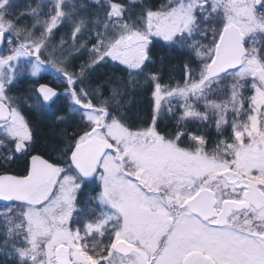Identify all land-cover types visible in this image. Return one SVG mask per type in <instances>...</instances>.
Returning <instances> with one entry per match:
<instances>
[{
	"label": "snow or ice",
	"instance_id": "6c2138e0",
	"mask_svg": "<svg viewBox=\"0 0 264 264\" xmlns=\"http://www.w3.org/2000/svg\"><path fill=\"white\" fill-rule=\"evenodd\" d=\"M14 7L0 0V264H264V0ZM33 110L75 122L54 158Z\"/></svg>",
	"mask_w": 264,
	"mask_h": 264
},
{
	"label": "trees",
	"instance_id": "16d2710c",
	"mask_svg": "<svg viewBox=\"0 0 264 264\" xmlns=\"http://www.w3.org/2000/svg\"><path fill=\"white\" fill-rule=\"evenodd\" d=\"M33 2V0H32ZM125 4H128L126 0H123ZM35 3V2H34ZM146 3L157 5L160 3L159 0H147ZM65 31V30H62ZM59 33L57 34V38L59 37ZM170 62L175 65L179 63V57L173 54L171 57L168 58ZM79 63V61H77ZM120 73L114 72L111 69H101L98 74L97 78L99 79H107L109 77H116L119 76ZM42 79H39L38 83H49L52 86H56V83L53 81L52 78L42 76ZM168 80V75H165V81ZM139 91V90H137ZM136 103L134 104L133 108L131 109L132 113H136L139 111L141 115L143 114L144 109L147 106V94L144 95H138L135 98ZM30 119L32 120L33 126L37 130V144L36 149L38 152L43 153L46 157L52 156L53 158L57 155L54 151H52L53 146L57 145L59 143L60 137L58 133L62 130L67 128L69 132H72L75 130L74 121H70L69 124H60L58 126L53 125L45 116L41 115L39 112L33 110V112L30 115ZM167 124L169 127L172 126V123L170 122L169 118L165 117L164 120L161 121L162 127ZM209 135L214 136L215 132L214 129L209 130ZM13 168H16L17 165H13Z\"/></svg>",
	"mask_w": 264,
	"mask_h": 264
},
{
	"label": "rangeland",
	"instance_id": "374dc122",
	"mask_svg": "<svg viewBox=\"0 0 264 264\" xmlns=\"http://www.w3.org/2000/svg\"><path fill=\"white\" fill-rule=\"evenodd\" d=\"M126 1L129 2V0H126ZM39 2H40V0H33V2H32V0H13V3L15 5V7L12 9V11L14 13H18L20 11L25 10V8H26L27 5L31 4V5L35 6ZM144 2L146 3L147 0H144ZM162 2H164V0H162L160 3H162ZM159 4H157V5H159ZM41 75L42 76L44 75L46 77L48 76V77L52 78L53 81L57 84V81L52 76H50L49 74L42 73ZM25 85H26V89L32 88L34 86L31 80L26 81V84ZM74 126H75V122H74Z\"/></svg>",
	"mask_w": 264,
	"mask_h": 264
},
{
	"label": "flooded vegetation",
	"instance_id": "af4514ba",
	"mask_svg": "<svg viewBox=\"0 0 264 264\" xmlns=\"http://www.w3.org/2000/svg\"><path fill=\"white\" fill-rule=\"evenodd\" d=\"M159 1L161 2L162 0H159ZM39 83H41V82H39ZM25 84H26V81L21 85V90L26 89V85ZM61 91H62V89H61Z\"/></svg>",
	"mask_w": 264,
	"mask_h": 264
}]
</instances>
